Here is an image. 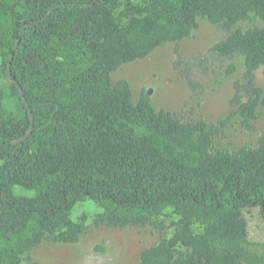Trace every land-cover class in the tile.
<instances>
[{
    "label": "trees",
    "instance_id": "obj_1",
    "mask_svg": "<svg viewBox=\"0 0 264 264\" xmlns=\"http://www.w3.org/2000/svg\"><path fill=\"white\" fill-rule=\"evenodd\" d=\"M118 5L0 0V264H39L31 251L42 243H78L86 225L72 211L89 200L96 226L165 231L164 212L179 217L139 264H264V132L257 147H219L232 117L183 120L112 79L165 44L178 53L207 19L226 32L213 54L245 57L232 104L252 129L264 27L237 26L264 21V0H144L126 8L125 27Z\"/></svg>",
    "mask_w": 264,
    "mask_h": 264
},
{
    "label": "rangeland",
    "instance_id": "obj_2",
    "mask_svg": "<svg viewBox=\"0 0 264 264\" xmlns=\"http://www.w3.org/2000/svg\"><path fill=\"white\" fill-rule=\"evenodd\" d=\"M143 5L144 0H119L115 13L118 24L122 27L128 24L124 17L127 7ZM198 24L193 34L180 42L178 53L175 44H165L148 57L115 71L113 83L128 81L135 102L145 92L158 111L170 112L183 120H204L218 125L220 120L232 117L216 137V145L233 151L244 146L257 147L264 132V107L259 108L253 128L246 129L232 104L236 93L234 84L245 75V57L221 58L213 54V47L225 39L226 32L207 19L200 18ZM254 27H264V21L253 16L237 26L245 31ZM231 67L235 68L234 72H229ZM256 78L258 86L264 89L263 68L257 71ZM3 82L5 85L6 81ZM15 191L27 197L35 194L21 187ZM100 213L93 201L78 203L72 219L76 223L85 222L86 231L80 241L76 244L44 242L32 249L31 258L39 264H139L141 254L171 236L179 220L172 209H167L161 217L165 231L150 226L111 228L95 225ZM257 252L264 255L261 250Z\"/></svg>",
    "mask_w": 264,
    "mask_h": 264
},
{
    "label": "water",
    "instance_id": "obj_3",
    "mask_svg": "<svg viewBox=\"0 0 264 264\" xmlns=\"http://www.w3.org/2000/svg\"><path fill=\"white\" fill-rule=\"evenodd\" d=\"M31 112V111H30ZM32 113V112H31Z\"/></svg>",
    "mask_w": 264,
    "mask_h": 264
}]
</instances>
